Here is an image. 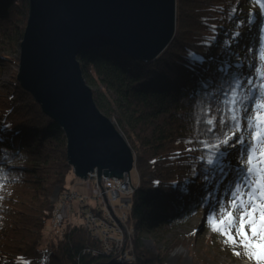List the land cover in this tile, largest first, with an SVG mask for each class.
<instances>
[{"label":"trees","instance_id":"1","mask_svg":"<svg viewBox=\"0 0 264 264\" xmlns=\"http://www.w3.org/2000/svg\"><path fill=\"white\" fill-rule=\"evenodd\" d=\"M238 2L176 0L173 37L153 60H138L111 46L78 55L85 83L100 88L92 91L97 108L109 118L98 99L106 94L112 113L125 123L127 143L136 142L137 182L127 222L136 221L141 230L169 229L194 207L218 201L235 180V164L227 165L226 159L223 172H205L209 166L201 157L207 153L200 142L221 136L218 125L211 133L204 121L223 114L217 109L230 84L242 83L241 94L249 89L246 80L259 84V76L238 66L249 57L228 47L232 35L224 31L218 37L222 25L234 31ZM246 6L260 13L256 0H247ZM26 13L27 0H0V53L18 43L19 20ZM255 16L248 13L244 23L252 26ZM261 18L256 29L264 37ZM193 54L203 59L193 60ZM8 61L0 54V67ZM0 124V264H126L94 246L80 225L53 228L47 223L51 207L40 186L48 191L57 186L60 194L75 176L63 131L16 81L9 96L0 94ZM207 208L209 225L215 208ZM133 247L137 259L127 264H164V257L143 249L137 239Z\"/></svg>","mask_w":264,"mask_h":264},{"label":"water","instance_id":"2","mask_svg":"<svg viewBox=\"0 0 264 264\" xmlns=\"http://www.w3.org/2000/svg\"><path fill=\"white\" fill-rule=\"evenodd\" d=\"M174 30L175 0H27L15 78L63 131L75 177L95 169L100 183L133 167L127 142L93 100L78 55L111 46L153 60Z\"/></svg>","mask_w":264,"mask_h":264},{"label":"rangeland","instance_id":"3","mask_svg":"<svg viewBox=\"0 0 264 264\" xmlns=\"http://www.w3.org/2000/svg\"><path fill=\"white\" fill-rule=\"evenodd\" d=\"M247 0H239L238 2V10H237V24L234 28V31L229 30L227 25H222L221 29L218 31V37L224 33H229L232 35V39H229L227 41V45L229 48H236L240 54L248 55L249 61L247 62H240L238 66L243 70L244 73L251 74L252 72H255V68H261L264 67V61L260 60V54H261V48L264 45V39H260L259 35L257 33L258 29H256V26L261 23V20L263 17L260 15L257 10L252 9L250 6H246ZM176 5V0H175ZM252 13L255 16L253 19L254 23L252 26H248V24L244 23V19L248 13ZM27 13L21 17L19 20L21 22L20 24V30L19 34L17 33V39H20L21 33L23 31V28L25 26V20H26ZM260 43V44H259ZM252 46V49L247 52V50ZM18 43L13 45L9 49H4V52H1V58L5 59L7 57L9 61L5 64H1L0 67V94L4 96H9L13 89L14 81L18 82L15 78L16 72H17V62H18ZM5 56V57H3ZM206 60H210L212 62H216L217 58L212 56H207ZM261 82V81H260ZM88 87L91 89V91H98L97 88L98 85H93L88 83ZM100 89V88H99ZM105 96L98 98L101 101L102 107L106 108L109 113V119L115 126L116 130L122 135V137L127 142L125 136L123 134V127L125 126V123H123L122 119H118L115 116V112L112 113V108L109 107L108 102L105 100ZM1 127V124H0ZM243 135L247 136V130H245ZM132 155H133V167L130 171V174L126 176L131 180L132 187L135 188L134 183L137 182V175L135 172V146L136 142L132 141V143H127ZM241 151V146L236 145V147L229 150L230 155L226 158V164L227 165H233L234 170L233 173L237 175V170L240 167V164L238 162V154ZM73 172V171H72ZM89 173V172H88ZM87 173V174H88ZM119 178V180L123 179ZM126 178V179H127ZM238 178V177H237ZM237 178H235L233 184L237 181ZM118 179V178H117ZM101 181V180H100ZM98 183V182H97ZM95 181H92L89 178H85L83 180L76 178L73 179V182H68L67 186L72 190L78 193L81 196H84V200H86L84 205H90L95 206L96 200L95 195H102L105 200V206L108 212V217L110 218L111 215V223L115 224L114 229L118 232L117 237L121 238V234L123 230L127 229H134L136 230L132 234V239H137V243L139 246H141L143 249L149 250L150 253L153 252L154 254L158 255L159 257H164V264H233L241 259L246 262H249L250 264H255L254 261H248L245 257H235L233 255V246L231 245H225L223 243V237L219 236L218 233H214L211 231V226L206 225V215H207V206L214 207L215 208V218L217 220L222 218V214L217 210V205L219 204H225L227 205L230 200V192L233 191V187L228 190L226 193H224L221 198L214 202L210 201V203L204 207V206H196L194 207L193 211L190 212L188 215L184 217L183 220L174 222L172 226L167 230L162 229H156V230H141L139 228V224L135 221L132 223L128 222H121L120 219H122L124 212L129 210L131 207V204L134 199V193L130 195L129 199L126 197L125 200L127 201L128 207L124 208L125 210H115L113 211L112 206L110 207V204L113 203V201L104 195V191L100 188V185L102 183H98L99 188L97 187V184ZM197 184H202V182H196ZM195 183V184H196ZM232 184V186H233ZM185 186H187L190 190L193 187V184L185 183ZM41 189V195L44 201L47 202V206L49 205L51 207V215H49V219L47 221L50 226L54 228V221H60L61 223L56 227H63L65 225L74 226V225H80L83 228V225L85 224L84 220L82 219L81 215H79V211L76 209V201H74V204L69 207L68 212H63L61 210L60 205L56 204L55 200L57 199L59 195L60 188L55 186L50 191L47 190V186L44 184L40 186ZM124 191L122 192V195H129L127 192V189L125 187ZM134 191V190H133ZM129 192V191H128ZM116 207L115 205H113ZM83 209H87L86 207H82ZM227 209L225 210L226 214ZM58 212L60 214L58 215ZM115 212L116 215H112V213ZM99 214V212H97ZM110 213V214H109ZM126 213V212H125ZM59 216V217H58ZM113 218V219H112ZM195 220V221H193ZM127 221V218H126ZM125 228V229H122ZM132 227V228H131ZM119 231H118V229ZM87 232V231H86ZM113 231L110 232L112 234ZM95 236L99 237L100 239L94 238V240L91 239V241L95 242L94 246H105V242L103 240H107L109 238V234L107 232H101L96 230ZM108 237V238H107ZM119 241V240H117ZM131 255L133 256V262L136 261L137 257L135 252L133 253V249L130 246ZM237 251H242L241 248L236 247ZM112 255H123L118 254L116 250L110 252ZM134 254V255H133ZM126 257H129L130 255H125ZM130 256V257H132ZM128 259V258H127ZM127 264V262H125ZM132 263V262H131Z\"/></svg>","mask_w":264,"mask_h":264},{"label":"snow or ice","instance_id":"4","mask_svg":"<svg viewBox=\"0 0 264 264\" xmlns=\"http://www.w3.org/2000/svg\"><path fill=\"white\" fill-rule=\"evenodd\" d=\"M256 3L260 14L264 16V0H256ZM197 59L203 58L193 54V60ZM260 60L264 61V46L261 48ZM255 72L261 80L259 84L254 79L246 80L244 83L249 85V89L243 94L240 92L242 83L230 84L220 101L223 107L217 109L223 114L218 119L214 116L205 119L207 131L215 133L213 126L218 125L222 138L217 136L214 141L200 143L207 153L206 157H201L209 166L205 169L206 173L216 169L223 172L229 150L236 145L241 146L238 178L232 186L230 200L227 205H217L222 218L217 220L214 210L207 221L211 231L223 237L225 245L233 246L235 257H246L255 264H264V67L255 68ZM245 130L247 136L242 134ZM186 150L194 151L191 148ZM204 178L207 179V175ZM3 198L0 196V200ZM236 247L242 251L235 250Z\"/></svg>","mask_w":264,"mask_h":264},{"label":"built area","instance_id":"5","mask_svg":"<svg viewBox=\"0 0 264 264\" xmlns=\"http://www.w3.org/2000/svg\"><path fill=\"white\" fill-rule=\"evenodd\" d=\"M86 178H89L97 183L96 170L94 169L93 171L89 172ZM126 178L127 177L124 176L123 179L119 180L114 177L101 176L100 184L102 183V185H100V188L102 190L100 191H104V193H106V195L104 196H106L108 200L111 199L113 201V203L110 204V207L112 206L113 211L115 210V208L120 211L125 210L124 208L128 207L125 198L127 197L129 199L130 195H132V193L134 192L133 191L134 188L132 187L129 178L127 179ZM96 185H97L96 188H99L98 183ZM123 187L127 189L126 193H129V195H122V192L124 191ZM95 200H96L95 206L84 205L86 202V200H84V196H81L75 191H72L70 188H68L62 191L58 195L55 202L56 204L60 205L61 210L63 212H68L69 207L74 204V201H76V207H77L76 209L79 211L80 213L79 215H81L82 219L85 222L83 228L89 233L91 239L92 240H94V238L100 239L99 237L95 236L96 230L101 232H107L109 234V238L107 237L108 238L107 240L105 239L103 240V242L106 243L105 246L102 247L104 252L106 254H111L110 252L115 249L118 254H123V255H119V256L112 255L113 261L117 263L133 262L132 259L133 256L131 255V250H130V246L132 247V245L129 242L128 238H130L136 230L134 229L128 230V228L125 229L122 227V229L125 230H123L121 234V238H118L117 237L118 232L116 230H113L115 224L111 223V215L110 218L107 215L108 214L107 210L109 209H107V207L104 205L105 204L104 197L102 195L96 194ZM117 202H119L120 204L116 205ZM113 205H115L116 207H114ZM82 207H86L87 209L82 210ZM95 207L97 208V211L94 210ZM97 212H99V214ZM125 212H124L125 215H123L122 219H120L121 222H127L126 221L127 211ZM59 214L60 212H58V215ZM112 214L116 215L115 212H113ZM61 220H62L61 218L60 221L53 220L54 228H59L56 226H58L61 223ZM111 231H113L112 234H110ZM125 255H130L132 257L130 256L126 257Z\"/></svg>","mask_w":264,"mask_h":264},{"label":"bare ground","instance_id":"6","mask_svg":"<svg viewBox=\"0 0 264 264\" xmlns=\"http://www.w3.org/2000/svg\"><path fill=\"white\" fill-rule=\"evenodd\" d=\"M130 180V179H129ZM128 180V181H129ZM130 182H131V180H130ZM120 203L119 202H117L116 203V205H119ZM193 221H195V220H193ZM128 240H129V242L131 243V245H132V249H133V251H134V247H133V240L134 239H132V237H130V238H128ZM233 264H250L249 262H246L245 260L243 261L242 259L240 260V261H238V262H236V263H233Z\"/></svg>","mask_w":264,"mask_h":264}]
</instances>
